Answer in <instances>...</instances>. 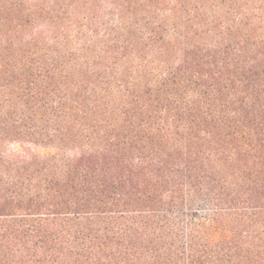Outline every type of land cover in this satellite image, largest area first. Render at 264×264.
<instances>
[{"label": "trees", "instance_id": "1", "mask_svg": "<svg viewBox=\"0 0 264 264\" xmlns=\"http://www.w3.org/2000/svg\"><path fill=\"white\" fill-rule=\"evenodd\" d=\"M0 264H264V0H0Z\"/></svg>", "mask_w": 264, "mask_h": 264}]
</instances>
